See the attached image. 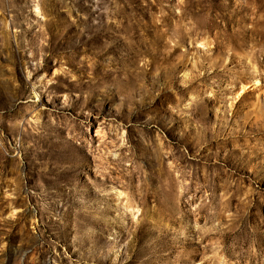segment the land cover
<instances>
[{
	"label": "rangeland",
	"instance_id": "rangeland-1",
	"mask_svg": "<svg viewBox=\"0 0 264 264\" xmlns=\"http://www.w3.org/2000/svg\"><path fill=\"white\" fill-rule=\"evenodd\" d=\"M0 264H264V0H0Z\"/></svg>",
	"mask_w": 264,
	"mask_h": 264
},
{
	"label": "bare ground",
	"instance_id": "bare-ground-1",
	"mask_svg": "<svg viewBox=\"0 0 264 264\" xmlns=\"http://www.w3.org/2000/svg\"><path fill=\"white\" fill-rule=\"evenodd\" d=\"M242 91L244 92V89H242Z\"/></svg>",
	"mask_w": 264,
	"mask_h": 264
}]
</instances>
